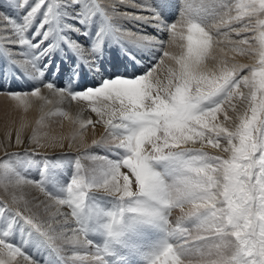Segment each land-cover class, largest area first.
Listing matches in <instances>:
<instances>
[{
	"label": "snow or ice",
	"instance_id": "6c2138e0",
	"mask_svg": "<svg viewBox=\"0 0 264 264\" xmlns=\"http://www.w3.org/2000/svg\"><path fill=\"white\" fill-rule=\"evenodd\" d=\"M120 5L126 10L117 12ZM18 6L24 11L19 22L0 13L4 22L0 40L6 42L7 61L34 85L28 91L0 85V93L22 104L47 101L43 89L61 98L98 103L90 110L101 120L107 114V136L93 145L120 158H98L92 171L99 176L92 182L79 169L66 187L67 198L46 192L48 199L39 203L15 197L0 201V264H20L18 256L26 264H41L26 255L25 244L12 240L20 221L28 235L35 232L43 239L61 264H76L69 254L78 255L80 249L84 250L80 260L87 258L88 264H193L192 257L195 264H264V0H219L215 18L207 23L199 16L208 10L209 0H181L180 17L172 24L158 9L138 0L107 5L101 0H18ZM114 14L167 33L169 46L178 50L163 53L173 62L166 82L153 75L152 64L139 76L102 79L94 88L74 90L84 69L101 72L99 58L107 32L137 40L136 33L112 23ZM97 15L102 23L89 47L66 34L88 37ZM38 16L42 18L29 36ZM245 17L247 22L240 23ZM65 19L71 22L64 23ZM248 31L259 36L231 40V33L239 37ZM53 36L58 39L45 44ZM138 40L161 48L165 42L148 36ZM225 42L253 62L222 58ZM61 44L76 57L68 68L51 58ZM52 68L68 73L65 87L45 79ZM220 113L223 122H218ZM106 139L115 142L107 144ZM206 145L223 155H209L203 150ZM158 163L163 169L154 167ZM0 165L8 184L19 187L21 174L6 157L0 158ZM122 168L128 171L121 172ZM93 191L117 202L96 228L86 226L82 215ZM49 201L66 205L76 227H69V214L51 213L54 205ZM175 208L182 215L173 222ZM129 217L134 220L131 230ZM193 227L196 244L190 242ZM147 229L160 230L162 236L152 242L141 239V231ZM92 231L103 238H91Z\"/></svg>",
	"mask_w": 264,
	"mask_h": 264
},
{
	"label": "rangeland",
	"instance_id": "374dc122",
	"mask_svg": "<svg viewBox=\"0 0 264 264\" xmlns=\"http://www.w3.org/2000/svg\"><path fill=\"white\" fill-rule=\"evenodd\" d=\"M101 2L103 3V0H101ZM218 2L219 0H209L208 10L201 14L199 19L204 23L213 20L218 12ZM233 2L239 3L241 0H233ZM243 2H247V0H243ZM176 4L179 6L181 11V0L175 1L173 6ZM0 12L13 19L16 18L18 22L24 15V11L18 7V0H0ZM175 13H177V11H175ZM180 14L181 13L178 12L176 16L172 15V19L166 18L165 21L168 24H172L179 19ZM41 18L42 16L37 17L32 29L29 30V35L35 30V25ZM247 20L248 18L245 17L240 23H246ZM254 20L255 18H253V21ZM64 23H70V21H66L65 19ZM101 23L102 18L99 15L94 17L93 24L88 28V38L91 37L93 39L95 34L93 29L99 28ZM233 26L239 27V23H234ZM224 30L226 31L227 29ZM66 34L72 39H77L76 37H78L75 33L69 32ZM112 34L114 33L107 32L105 35L103 44H106L105 49L103 50V53L105 54L103 55L102 53L100 55L99 63L102 65V67L103 65H106L114 69L123 68L124 72L127 70L129 65L133 68L136 67L138 65L137 60L126 50L125 46L119 40L117 44L119 46H123V49H120L117 44H114L116 43L114 40L110 43L109 40ZM230 35L231 39L236 41V39H242L247 35V37L250 36L249 38H251L253 35L258 37L259 33L242 32L239 37H237L235 33H231ZM73 36L76 37L74 38ZM82 38H85V40L88 41L87 37ZM164 40L165 44L163 45V49H160V54L162 55L165 51L166 43L168 41L166 32L164 34ZM234 40L232 41L235 42ZM88 44H90V42ZM4 45L6 44L1 43L0 41V85H3L5 88L7 84L6 81H12L14 79L13 74L16 72V69L5 58ZM222 47L229 50L227 51L229 53L221 52L220 55L229 62H236L239 64H251L253 62L250 56L242 54L238 48L233 47V44L225 42V45ZM153 60L151 63L156 61V59ZM71 61L72 60L70 59L69 62ZM74 63L75 62L72 61V64ZM85 72L86 69H84L81 75L82 77L84 75L86 76ZM90 74H93V72ZM133 76L134 75L124 77ZM164 82H166V79ZM20 83L26 88L25 91H28L31 88V84H29L28 81L22 80ZM241 90L246 91V89ZM0 94H3L0 95V158L6 157V163L17 170L22 176L19 186L20 190L14 191L13 186L9 185L8 182L3 178L5 169L3 165H0V201L10 202L11 198L15 197L21 202L31 201L34 203H39L40 201H46L48 199L43 196L41 192H50L57 196V198H67L68 194L66 192V187L75 175L80 174L79 169L81 170V174H85L86 179L89 182H92L99 176L98 171H92V169L97 166L98 158L101 156L108 157L110 160H117L120 158L119 155H115L113 151H110L105 147L93 145L94 140L100 141L102 138L107 136L106 125L99 124L98 119L95 120L96 122L94 121L95 125L93 123V126L96 129H102L100 134L93 133L92 127L86 130V132L84 131V133H81V131L76 128L74 124H70L68 129H63V122L67 117L65 114L53 112L51 109L50 111L47 109H42L41 111L40 108L35 107L31 103L22 104L21 100H13L7 96L6 93ZM237 102L238 101H236V103ZM225 108L227 109V105H225ZM90 109L91 107L88 108V112H90L91 115L96 114L91 112ZM61 118H64L63 122ZM58 131H62L64 136H62L61 133H58ZM17 140H19V143ZM105 142L107 144H113L115 141L112 139H106ZM60 144H63V147H60ZM69 145H71V147H69ZM203 150L209 155H223V153L219 152L217 149L204 147ZM77 158H79L78 162ZM154 167H156L158 170H161L163 169L164 165L162 163H158L155 164ZM124 170L125 172L128 171L127 169ZM24 181L31 184V186H28V191H23L25 189ZM41 181L42 183H39ZM49 203L51 202L49 201ZM51 204H54V202ZM116 207L117 202L114 197L98 191L91 192L85 202V207L82 213L86 226L89 223H91L94 228L100 226L106 219L104 213L107 211H112ZM65 208L67 210L62 213L69 214L67 217V223L69 227H76L73 222V218L70 216L71 210L66 205ZM186 210L187 209L185 208V211ZM50 211L52 213V208ZM181 215V209L175 208L172 210L170 219L175 222V220ZM58 219L63 220L64 217H58ZM128 224L131 230V226L134 224L132 217L128 218ZM28 232L29 229L26 226H23V222L20 221L16 224L12 240L15 243L25 244L23 250L25 251L26 255L32 257V250L30 248L28 249L27 246H33L35 249H40L43 245H47L38 234L32 232L31 235H28ZM156 232L161 231L157 229L142 230L140 233V238L152 242L153 237L156 236ZM67 234L73 235L71 232H68ZM90 235L91 238L95 240H100L103 238L96 231H92ZM195 235L196 232L193 227L192 239L190 241L193 244L198 243L194 239ZM158 238H160L159 235H157L155 240ZM191 259L193 260V264H195L196 258L192 257ZM46 262L47 261L45 260L42 264H46Z\"/></svg>",
	"mask_w": 264,
	"mask_h": 264
},
{
	"label": "bare ground",
	"instance_id": "6f19581e",
	"mask_svg": "<svg viewBox=\"0 0 264 264\" xmlns=\"http://www.w3.org/2000/svg\"><path fill=\"white\" fill-rule=\"evenodd\" d=\"M175 1H177V0H138V2H146L149 5H151L153 8L158 9L164 20L166 18L172 19L174 14H175V11L178 10L179 6L177 4L173 6V4H175ZM112 2H114V0H103V3L106 5L110 4ZM124 10H126V9L124 8L123 5H120L117 8V12L124 11ZM0 13H2V12H0ZM144 14L147 15V13H144ZM170 14H171V16L172 15L173 16L170 17ZM66 21H67V19H66ZM3 23H4L3 21H0V24H3ZM112 23L114 25L122 28V29H127V30H130L132 33H136V39L137 40H133L132 38H125L122 35H119V34L113 32L114 34H112L109 41L111 43L114 40L117 43L119 40L125 46L126 50L137 60L138 65L134 68L129 65L127 70L125 69L126 70L125 72H124L123 68H115L114 69V68L106 66V65H103L101 72L99 74H96V73L90 74L91 71L86 69V72H85L86 76L85 75L83 77L81 76V78L78 81H76V83L74 85H72L74 90L82 91L86 88H94L102 82V79H111V78L117 77V76H119V77L131 76V75L139 76V75L147 72L148 69L152 66V64L155 65V71L153 72V75L158 77L162 81H165V79H167L168 69L173 67V62L168 57L160 54V49L162 50L163 47L161 48L158 43L154 44V46L152 47V46H150V44L148 42L138 40L140 37H143V36L158 37L160 39L163 38V40H164L165 32L158 31L156 28L150 27L147 24L142 23L140 21H136V20H132V19H128V18H123V17H120L119 15H115V14H114V19H113ZM178 27H179V25H178ZM93 30L95 32L96 28H94ZM248 32H251V31H248ZM30 35H31V33H30ZM73 37L75 38L76 36H73ZM76 38H77V40H79L81 43L84 44L85 48L89 47L93 41V39L91 37L90 38L87 37L88 41L85 40V38H82L79 36ZM39 39H40V37H37V40H39ZM52 39H58V37H55V36L50 37L49 41H45V44L51 42ZM231 40H234V39H231ZM236 40H238V39H236ZM0 41H1V43L6 44L5 41H2V40H0ZM89 42H90V44H88ZM164 44H165V42H164ZM4 46H5L4 47V49H5L7 47V45H4ZM105 46H106V44L103 45V50L105 49ZM60 48H61V50H58L52 54L51 58H52L54 63L60 62L62 64V67L68 68L69 65L72 64V61H74L75 63L77 62L76 57L73 56L70 51H68V49L65 45L61 44ZM103 50H102V53H103ZM176 50H178V49L175 46L170 47L169 43L167 41L165 51L172 52V51H176ZM227 51H229V50L223 48L222 52L229 53ZM230 51H231V49H230ZM232 51H233V49H232ZM70 59L72 60L71 62H69ZM153 59H156V61L154 63H151V61ZM46 61H47V58H45V62ZM110 63H111V61H110ZM81 67H83V65H81ZM69 71H70V69H69ZM13 76H14L13 77L14 79L12 81H6V83H7L6 87H5L6 89L25 91L26 88L23 87L22 84L20 83L22 80L28 81V83L31 84V87L34 85L33 80L30 77L29 78L25 77L22 73H20L19 69H16V72L13 74ZM17 77H19V78H17ZM45 79L51 80L52 82H54L56 84L57 87H60V88L65 87L69 83L68 73L67 72H65L63 74L56 73L54 68L45 72ZM4 80H6V79H4ZM42 94L47 97V101H34V102H30V103L33 104L35 107L40 108L41 111H42V109L43 110L47 109L49 111L51 109L53 112H59L61 114H65L67 116L66 120L64 121L63 120L64 118H61L62 122L64 121L63 122V127H64L63 129H68L70 124H74L76 126V128H78L81 131V133H84V131L86 132V130H88L92 127L93 133L100 134L102 129L94 128V126H93L94 121L96 119H98L99 124L106 125L104 121H106L108 119L107 114H105L103 120H101V118L99 116H97V114L91 115V113L88 112L89 107H93V106L99 107V104L96 102H89V101H84V100L73 101L70 99V97L61 98L55 94L49 93L48 90H46V89L42 90ZM0 95H3V94H0ZM48 101H50V102H48ZM237 105L240 106L239 101L237 102ZM228 114L233 115L231 110H228ZM89 120L92 121V124H88ZM218 122H223V114H221V113L218 114ZM94 125H95V123H94ZM58 133H61V135L64 136L62 134V131L61 132L58 131ZM195 146H199V145L197 144ZM205 147L206 148H212L210 145H206ZM0 157H1V155H0ZM121 172H125V170L122 168ZM28 186H31V184L26 183V181H24L25 189L23 191H26V190L28 191ZM13 190L19 191L20 187H13ZM41 193L43 194V196H45L47 198L45 193H43V192H41ZM50 202L51 203L54 202V204H53L54 206L52 207V213H55L57 210L59 212L61 211V213L65 212L67 210L65 208V205H59L56 203V201H50ZM27 247H28V249L30 248L32 250L31 251L32 257L40 260L41 264L45 260L47 261L46 264H61V261L58 259L57 255L55 253H53L52 250L48 246L43 245L40 249H35V247H33V246H30V247L27 246ZM69 255L72 256V259L76 262V264H88L87 258L83 262L80 260V256L84 255L83 249L79 250L78 255L77 254H71V253ZM16 259L20 262V264H26L23 257L18 256Z\"/></svg>",
	"mask_w": 264,
	"mask_h": 264
}]
</instances>
